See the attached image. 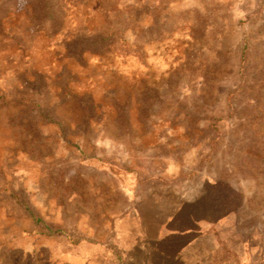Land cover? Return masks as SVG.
<instances>
[{"label":"rangeland","instance_id":"obj_1","mask_svg":"<svg viewBox=\"0 0 264 264\" xmlns=\"http://www.w3.org/2000/svg\"><path fill=\"white\" fill-rule=\"evenodd\" d=\"M0 264H264V0H0Z\"/></svg>","mask_w":264,"mask_h":264},{"label":"crops","instance_id":"obj_2","mask_svg":"<svg viewBox=\"0 0 264 264\" xmlns=\"http://www.w3.org/2000/svg\"><path fill=\"white\" fill-rule=\"evenodd\" d=\"M138 216H139V219H140V224H142V211H141V208L139 209V213H138ZM141 233H142V228H141ZM140 238V237H139ZM139 238H136V239H138V240H140ZM141 239H142V237H141Z\"/></svg>","mask_w":264,"mask_h":264},{"label":"trees","instance_id":"obj_3","mask_svg":"<svg viewBox=\"0 0 264 264\" xmlns=\"http://www.w3.org/2000/svg\"><path fill=\"white\" fill-rule=\"evenodd\" d=\"M102 44V43H101Z\"/></svg>","mask_w":264,"mask_h":264}]
</instances>
